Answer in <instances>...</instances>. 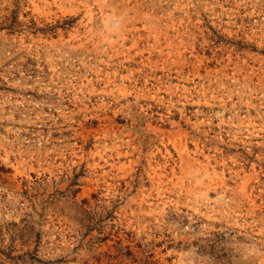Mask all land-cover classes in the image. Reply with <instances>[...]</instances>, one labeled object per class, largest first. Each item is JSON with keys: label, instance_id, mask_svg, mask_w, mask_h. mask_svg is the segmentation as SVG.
Segmentation results:
<instances>
[{"label": "rangeland", "instance_id": "obj_1", "mask_svg": "<svg viewBox=\"0 0 264 264\" xmlns=\"http://www.w3.org/2000/svg\"><path fill=\"white\" fill-rule=\"evenodd\" d=\"M0 264H264V0H0Z\"/></svg>", "mask_w": 264, "mask_h": 264}]
</instances>
